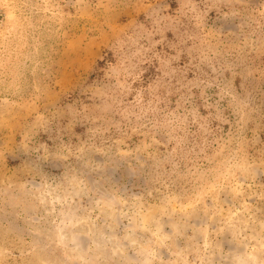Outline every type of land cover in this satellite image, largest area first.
Segmentation results:
<instances>
[{
	"label": "rangeland",
	"instance_id": "374dc122",
	"mask_svg": "<svg viewBox=\"0 0 264 264\" xmlns=\"http://www.w3.org/2000/svg\"><path fill=\"white\" fill-rule=\"evenodd\" d=\"M0 264H264V0H0Z\"/></svg>",
	"mask_w": 264,
	"mask_h": 264
}]
</instances>
